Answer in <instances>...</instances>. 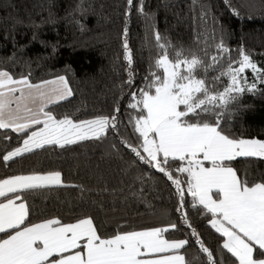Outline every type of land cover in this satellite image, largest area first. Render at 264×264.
<instances>
[{
	"label": "snow or ice",
	"instance_id": "6c2138e0",
	"mask_svg": "<svg viewBox=\"0 0 264 264\" xmlns=\"http://www.w3.org/2000/svg\"><path fill=\"white\" fill-rule=\"evenodd\" d=\"M126 3L134 6V0ZM138 12L143 14V5ZM151 47L155 54L144 83L130 91L126 106L136 143L121 139L111 147L117 153L121 147L127 149L133 164L147 165L170 182L177 198L175 211L180 214V224L190 229L189 238H166L170 230L177 229L176 223L122 229L110 237L99 234L92 216L72 223L49 218L28 224L27 195H44L58 188L86 191L83 185L66 184L58 170H33L0 178V264H193L184 254L190 245L199 246L198 252L206 257L204 264H223L214 260V253L192 227L186 196L221 238L219 247L226 260L231 264H264V179L249 183L232 166L238 159L264 160V141L224 133L220 111L237 101L241 93L255 92L257 83L264 84V70L243 48L237 50L238 58L227 59L230 49L223 40L214 45L211 64L182 49L170 56L173 46L158 30L153 31ZM122 49L129 76L124 83L131 89L135 80L127 28ZM218 64H224L225 70L214 79L226 78V83L222 90L214 91L197 73ZM247 70L254 74L250 83ZM73 94L66 75L33 83L30 73L17 77L0 69V130L5 141L12 139L7 135L9 130L19 141L0 151V164L9 167L38 150H67L86 141L101 142L109 131L118 130V106L113 114L84 120L68 115L58 118L49 110V105ZM207 114L216 116L214 122L203 119ZM144 175L136 179L142 181ZM143 192L141 189L133 195L142 198Z\"/></svg>",
	"mask_w": 264,
	"mask_h": 264
},
{
	"label": "trees",
	"instance_id": "16d2710c",
	"mask_svg": "<svg viewBox=\"0 0 264 264\" xmlns=\"http://www.w3.org/2000/svg\"><path fill=\"white\" fill-rule=\"evenodd\" d=\"M141 5L143 14L138 12ZM125 28L133 55L135 84L131 89L124 83L129 78L122 49ZM154 30L173 47L227 41V59L238 58L237 50L243 48L264 70V0H134L133 7L126 0H0V69L17 77L30 73L33 83L66 75L74 94L49 106L58 118L91 119L120 108L118 130L109 131L101 142L86 141L67 150H38L9 167L0 164V178L58 170L66 184L86 189L58 188L44 195H27L28 224L49 218L72 223L92 216L99 234L110 237L122 229L176 223L177 229L170 230L166 238H189L190 229L180 224V214L175 211L177 198L170 182L147 165L133 164L127 149L121 147L117 153L111 147L121 139L136 143L126 106L130 91L141 87L148 73ZM221 70H225L224 64L209 76L214 91L225 86L226 78L214 79ZM245 75L249 83L254 78L251 70ZM221 115L224 133L264 141V84L257 83L255 92L241 93ZM7 135L12 137L10 142L0 130V151L19 142L17 134L9 130ZM232 166L249 183L264 179V160L238 159ZM145 173L142 181L136 179ZM105 187L108 191H101ZM141 189L142 198L133 195ZM186 200L191 225L214 253V260L231 264L220 250L219 235L191 207V197ZM198 247L190 245L184 254L193 264H204L206 257Z\"/></svg>",
	"mask_w": 264,
	"mask_h": 264
},
{
	"label": "rangeland",
	"instance_id": "374dc122",
	"mask_svg": "<svg viewBox=\"0 0 264 264\" xmlns=\"http://www.w3.org/2000/svg\"><path fill=\"white\" fill-rule=\"evenodd\" d=\"M224 42V41H223ZM226 43L225 44H228L227 41H225ZM216 43H212V42H201V43H195V44H192L190 46H186L184 48H177V47H173L172 49H170V56H173L175 55V50H179V49H182L184 50L185 52H188V51H194L195 50H198L199 53H196L199 57H201L205 63H208V64H211L213 63L211 61V56L215 54V48H214V45ZM198 46H201L203 47V50H199ZM205 53H207V55H205ZM154 55V51H152V56ZM219 65L221 64H218L216 65L215 67L213 68H209L207 70H204V69H201L197 74L198 76L204 78L206 81H208L209 83V86L214 90V87H213V84H212V79L207 76L208 73H210L211 71H213L214 69H217L219 68ZM210 78V79H209ZM221 113L223 111V109L220 110ZM203 119L209 123H212L214 122V120L216 119V116L214 114H207L203 117ZM234 136V135H232ZM234 138H238V137H234ZM239 139V138H238Z\"/></svg>",
	"mask_w": 264,
	"mask_h": 264
},
{
	"label": "crops",
	"instance_id": "0c3cea01",
	"mask_svg": "<svg viewBox=\"0 0 264 264\" xmlns=\"http://www.w3.org/2000/svg\"><path fill=\"white\" fill-rule=\"evenodd\" d=\"M177 48H184V47H177ZM198 48H199V50H203V47H201V46H198ZM152 51H154V49L150 46V48H149V56H150V61H151V58H152ZM171 51L169 50V53H170ZM191 52H195V53H199L198 52V50H195L194 49V51H191ZM154 54H155V52H154ZM227 58V57H226ZM223 64H221V65H219V67L220 66H222ZM218 69V68H217ZM216 69H214L213 71H215ZM213 71H211V72H213ZM211 72L210 73H208V75L207 76H209L210 74H211ZM210 79V78H209ZM50 106V105H49ZM230 137H233V136H230ZM214 230V229H213Z\"/></svg>",
	"mask_w": 264,
	"mask_h": 264
}]
</instances>
